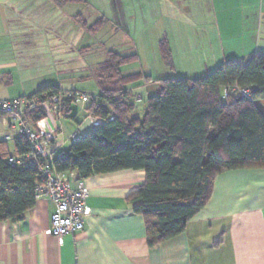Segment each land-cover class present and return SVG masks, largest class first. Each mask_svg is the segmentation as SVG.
<instances>
[{"label":"trees","instance_id":"trees-1","mask_svg":"<svg viewBox=\"0 0 264 264\" xmlns=\"http://www.w3.org/2000/svg\"><path fill=\"white\" fill-rule=\"evenodd\" d=\"M75 17L91 34L109 21L100 16L88 26L81 12ZM158 50L169 65L172 53L166 37L159 40ZM136 60L135 53L107 50L105 59L93 69L95 96L62 90L58 84H45L22 96L37 97L38 102L59 96L57 116L74 117L70 111L78 94L87 95L85 110L99 123L41 161L56 172L73 170L78 179L142 169L144 181L127 200L132 202V211L142 216L146 243L153 246L184 230L188 220L208 201L217 174L230 169L264 168V114L256 105L264 98V50H256L246 61L226 59L193 78L151 80L141 72L124 73L122 67ZM141 77L145 83H157V93L145 99L137 116L128 85ZM233 83L255 85L256 89L250 98L238 94L223 97L222 87ZM45 113L38 106L25 109L22 117L28 125H35ZM0 114L7 117L2 110ZM29 151L27 139L18 134L14 153ZM9 155L6 141H0V221L22 219L36 199L37 170L8 164Z\"/></svg>","mask_w":264,"mask_h":264},{"label":"crops","instance_id":"crops-1","mask_svg":"<svg viewBox=\"0 0 264 264\" xmlns=\"http://www.w3.org/2000/svg\"><path fill=\"white\" fill-rule=\"evenodd\" d=\"M196 1L209 2L213 15L210 24L216 55L212 66L231 58L246 61L256 50H264V0ZM0 7L6 8L4 3ZM25 11L23 4L17 10L18 15ZM5 22L9 29L7 17ZM13 45L8 30L0 40V49L10 52ZM209 47L213 48L212 44ZM17 62L19 68L25 66L24 60ZM5 63L0 59V83L9 85L11 67ZM149 85L144 83L146 92L156 94L157 87ZM36 88L0 100L29 94ZM262 107L264 110V102ZM73 115L70 118L76 127L72 132L78 129L83 135L93 129L85 107L79 121L77 113ZM44 118L30 126L43 129L48 122L49 129L54 130L47 156L71 141L61 136L55 124L57 115L50 112ZM17 136L8 118L0 114V141H6L9 156L16 155ZM143 181L142 169L76 178L72 185L87 190L85 204L92 211L85 218L83 230L66 234L61 240L44 232L55 208L53 201L36 198L22 219L0 221V264H264V168L230 169L217 174L208 201L188 220L184 230L153 246L146 243L142 216L132 211V202L127 200Z\"/></svg>","mask_w":264,"mask_h":264},{"label":"rangeland","instance_id":"rangeland-1","mask_svg":"<svg viewBox=\"0 0 264 264\" xmlns=\"http://www.w3.org/2000/svg\"><path fill=\"white\" fill-rule=\"evenodd\" d=\"M84 3L59 4L55 0H0V40L12 32L10 52L0 49V59L11 67L12 82L0 83V97L30 91L39 85L56 83L63 90L96 95L93 77L96 64L105 59L109 49L122 54L135 53L137 60L122 67L124 73L141 72L151 80L164 77H199L213 69L216 49L212 37L213 15L210 3L196 0H84ZM25 13L18 15L20 5ZM23 10V8H21ZM81 12L86 24L100 16L109 19L98 32L91 34L76 19ZM28 13L31 15L28 16ZM27 14V15H25ZM9 19V29L5 19ZM166 37L172 57L166 64L158 42ZM211 38V39H209ZM212 44L213 48L209 47ZM17 59L25 66L19 68ZM144 78L128 87L141 115L146 92ZM150 87L157 83L150 82ZM154 91V89H153ZM137 96V97H136ZM139 96V98H138ZM136 97V98H135ZM264 98L257 100L263 110ZM83 103V104H82ZM85 103H73L70 115H84ZM264 113V112H263ZM62 137L69 139L76 123L70 117L55 120Z\"/></svg>","mask_w":264,"mask_h":264},{"label":"built area","instance_id":"built-area-1","mask_svg":"<svg viewBox=\"0 0 264 264\" xmlns=\"http://www.w3.org/2000/svg\"><path fill=\"white\" fill-rule=\"evenodd\" d=\"M255 89V85L241 87L237 83H233L223 86L221 93L223 97L238 94L250 98ZM78 97L77 99L81 102L88 100L85 94H78ZM59 101V96L47 97L41 102H38L37 97L22 96L0 101V110L7 114L9 126L15 128L19 135H23L30 147V151L27 153L8 156L6 162L17 168L30 167L37 170L38 179L34 183L35 198L50 199L55 206L50 214L49 225L44 232L61 240L66 234L83 230L85 218L92 211L85 204L87 190L82 186L73 187L72 183L77 178L75 171L56 172L41 161L50 140L54 137V130L49 129L48 122L45 123L47 127L45 126L43 129L33 128L22 117L25 109H33L38 106L45 110V114L52 112L58 115L61 109ZM89 122L95 126L99 123V119L90 116ZM79 134L78 129L74 130L69 134V140L77 139ZM7 138L8 136H5V139Z\"/></svg>","mask_w":264,"mask_h":264}]
</instances>
